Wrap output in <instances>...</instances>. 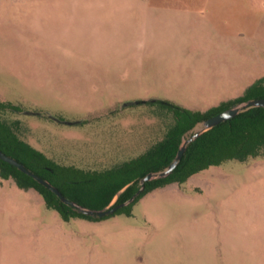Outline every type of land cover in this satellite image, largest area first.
Segmentation results:
<instances>
[{"label":"rangeland","instance_id":"rangeland-1","mask_svg":"<svg viewBox=\"0 0 264 264\" xmlns=\"http://www.w3.org/2000/svg\"><path fill=\"white\" fill-rule=\"evenodd\" d=\"M262 77L264 0H0V99L21 108L4 115L60 165L101 170L161 138L166 109L128 102L207 110ZM167 261L264 264V158L210 166L101 220H64L0 175V264Z\"/></svg>","mask_w":264,"mask_h":264},{"label":"trees","instance_id":"trees-1","mask_svg":"<svg viewBox=\"0 0 264 264\" xmlns=\"http://www.w3.org/2000/svg\"><path fill=\"white\" fill-rule=\"evenodd\" d=\"M256 98H264V77L248 86L242 95L222 101L207 110L192 109L160 99L147 101L158 103L166 109L163 136L139 156L101 170H85L56 163L22 138L19 119H9L4 115L7 110L20 111L21 108L0 99V149L35 174L48 179L72 201L84 207L102 209L116 196L114 204L126 201L141 187L140 180L145 175L169 166L176 158L186 134L198 123ZM255 157L264 158V107L261 106L242 111L200 134L187 145L184 155L169 175L147 181L144 190L134 201L105 217L78 211L33 176L2 159L0 175L5 179H14L20 188L37 190L46 206L56 210L64 220L76 217L101 220L119 213L131 214L133 203L156 188L172 182L183 184L194 174L227 160L245 161Z\"/></svg>","mask_w":264,"mask_h":264},{"label":"water","instance_id":"water-1","mask_svg":"<svg viewBox=\"0 0 264 264\" xmlns=\"http://www.w3.org/2000/svg\"><path fill=\"white\" fill-rule=\"evenodd\" d=\"M156 100L157 99L139 100V101H134V102H128V103H126V105L146 103L147 101H156ZM258 106L264 107V98L250 99V100H247L245 102L239 103L233 107L225 109V110L205 119L203 122H200L201 123L200 125L198 123L192 129V130H194L193 133L189 137H185L184 142L182 143L176 158L172 161V163L169 166H167L163 170L151 171L147 175H145L140 180L141 187L126 201L118 203V204L112 203V204H110V205H108L102 209H94V208L84 207V206L72 201L71 199L66 197L62 193V191L58 187H56L53 183H51L48 179H45V178L35 174L30 169H28L23 163H21L20 161H18L15 158L9 156L8 154H6L1 149H0V159L4 160L10 164L15 165L16 167H18L23 172L33 176L40 183H42L43 185H45L46 187L51 189L54 193H56L64 203L71 205L72 207H74L78 211H80L84 214H87V215H92V216H97V217H105L107 215L115 213L119 208L126 206L129 203H131L132 201H134L135 198L144 190L145 184L147 181L155 179V178L165 177V176L169 175L176 168L177 164L181 160L182 156L184 155V153L186 151L187 145L191 141H193L195 138H197L200 134H202L203 132H205L208 129L213 128L214 126H217L218 124H220L224 121H227V120L235 117L236 115H238L242 111H245V110L252 108V107H258Z\"/></svg>","mask_w":264,"mask_h":264},{"label":"crops","instance_id":"crops-1","mask_svg":"<svg viewBox=\"0 0 264 264\" xmlns=\"http://www.w3.org/2000/svg\"><path fill=\"white\" fill-rule=\"evenodd\" d=\"M195 175V174H194ZM192 177V176H191ZM171 184H179V185H181L180 183H178V182H172V183H170V184H167V185H165V186H163V187H159V188H156V189H160V188H164V187H166V186H168V185H171ZM31 189H33V188H31ZM156 189H154V190H156ZM37 191V190H36ZM153 191V190H152ZM38 192V191H37ZM39 193V192H38ZM40 194V193H39ZM41 195V194H40ZM42 196V195H41ZM44 199V198H43ZM44 202H45V200H44ZM112 203H114L113 202V200H112V202L110 203V204H112ZM109 204V205H110ZM163 264H168V261L166 262V263H163ZM169 264H170V262H169Z\"/></svg>","mask_w":264,"mask_h":264}]
</instances>
